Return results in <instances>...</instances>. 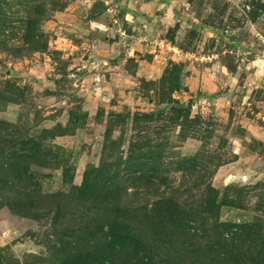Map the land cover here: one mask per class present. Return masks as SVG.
I'll use <instances>...</instances> for the list:
<instances>
[{
  "label": "rangeland",
  "instance_id": "374dc122",
  "mask_svg": "<svg viewBox=\"0 0 264 264\" xmlns=\"http://www.w3.org/2000/svg\"><path fill=\"white\" fill-rule=\"evenodd\" d=\"M0 264H264V0H0Z\"/></svg>",
  "mask_w": 264,
  "mask_h": 264
},
{
  "label": "trees",
  "instance_id": "16d2710c",
  "mask_svg": "<svg viewBox=\"0 0 264 264\" xmlns=\"http://www.w3.org/2000/svg\"><path fill=\"white\" fill-rule=\"evenodd\" d=\"M119 227L122 229H125L128 234H130L132 232V230L135 228V226L130 222L122 223L121 226H119Z\"/></svg>",
  "mask_w": 264,
  "mask_h": 264
}]
</instances>
